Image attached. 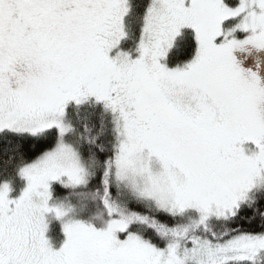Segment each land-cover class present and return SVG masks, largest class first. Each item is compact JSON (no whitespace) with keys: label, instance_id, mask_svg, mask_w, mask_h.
I'll return each instance as SVG.
<instances>
[{"label":"snow or ice","instance_id":"1","mask_svg":"<svg viewBox=\"0 0 264 264\" xmlns=\"http://www.w3.org/2000/svg\"><path fill=\"white\" fill-rule=\"evenodd\" d=\"M0 264H264V0H0Z\"/></svg>","mask_w":264,"mask_h":264}]
</instances>
